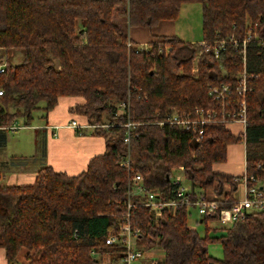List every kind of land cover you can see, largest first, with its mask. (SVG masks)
<instances>
[{
    "label": "trees",
    "instance_id": "trees-1",
    "mask_svg": "<svg viewBox=\"0 0 264 264\" xmlns=\"http://www.w3.org/2000/svg\"><path fill=\"white\" fill-rule=\"evenodd\" d=\"M184 3L201 5V40L244 38L249 22L256 38L247 41L246 116L243 134L223 124L203 127L202 136L163 121L172 109L191 111L216 103L209 88L234 84L240 69L228 45L216 58L199 42L177 35L158 36L148 50L128 37L129 27L153 28L174 21ZM122 5L114 20L116 7ZM264 0H0V128L18 119L30 125L43 104L50 110L58 96H80L71 108L84 115L94 133L104 138V154L91 159L76 177L50 167L37 171L30 186L0 187V248L8 264H99L92 252L115 249L105 239L117 231L129 191L126 158L146 189L171 196L179 167L192 192L212 188L228 208L237 190L235 178L214 172L226 161L228 144L244 142L245 175L251 186L264 177ZM129 43V44H128ZM167 49H166V48ZM21 51L13 62L12 53ZM197 57L194 74L193 61ZM124 112L118 113L120 106ZM156 112H159L156 115ZM128 122L133 125L128 128ZM128 137V142L125 138ZM1 135V139H2ZM230 186L225 194L223 186ZM134 202V199L132 200ZM132 221L146 249L159 247L161 264H264V213L233 222L221 236H203L188 227L189 211L179 207L154 226L148 209L134 205ZM216 221L204 217L201 222ZM220 245V259L209 246ZM23 261V262H22ZM156 264V263H154Z\"/></svg>",
    "mask_w": 264,
    "mask_h": 264
},
{
    "label": "built area",
    "instance_id": "built-area-1",
    "mask_svg": "<svg viewBox=\"0 0 264 264\" xmlns=\"http://www.w3.org/2000/svg\"><path fill=\"white\" fill-rule=\"evenodd\" d=\"M256 25L248 23L244 38L235 39L233 36L225 38L219 37L208 41H199L203 52L213 54L218 58L222 53L227 51L228 45L237 53L239 58L240 69L233 75V85L222 83L209 88L208 94L216 103L215 106L207 108H194L191 111H177L172 109L166 114L163 121H156L159 124L180 125L185 129L196 134L198 140L203 134V127L209 124H223L225 126L232 123H240L245 131L247 123L246 116V89L247 81L251 74L247 71V41L256 38ZM264 42V38L259 39ZM129 44V43H128ZM150 46H139L137 49L148 50ZM166 48V47H165ZM167 49V48H166ZM197 57H195L192 68L194 73L196 68ZM4 63L0 62V72L3 71ZM2 90L0 89V94ZM124 112V106H120ZM122 112V113H123ZM159 112H156L158 115ZM133 123L128 122L126 126L130 128ZM69 128H82V125L75 119L70 120L67 124ZM87 126V125H86ZM94 128L95 126L92 125ZM128 142V137L125 138ZM119 166L127 169L130 177L128 179L129 191L124 212L117 219V231L105 239V245L121 253L122 262L130 264L133 261L141 259L146 251L145 247L139 244V238L143 236L141 229L134 224L133 208L134 205L148 209L154 226H158L161 217L166 214L174 217L179 207H184L187 211L195 210L200 219L204 217H216V221L222 225L229 226L233 222L244 220L250 214L264 213V177L248 186L253 182V178H248L245 174L235 178V182L243 186V197L234 199L228 208H219V202L223 198L209 199L202 191L192 192L186 184L182 167H179L172 178L171 196L163 200L159 191L155 189H146L143 184V178L139 173H132L129 167V159L119 163ZM134 199V202L132 200ZM92 256L97 259L99 253L92 252ZM16 264V263H13Z\"/></svg>",
    "mask_w": 264,
    "mask_h": 264
},
{
    "label": "crops",
    "instance_id": "crops-1",
    "mask_svg": "<svg viewBox=\"0 0 264 264\" xmlns=\"http://www.w3.org/2000/svg\"><path fill=\"white\" fill-rule=\"evenodd\" d=\"M116 20H118V17ZM176 20L160 21L151 29L136 26L129 27L127 30L128 37L139 46H150L151 42L156 40L158 36L164 35H177L185 42H198L195 34L190 37L188 35L190 33L180 31L179 27L176 28ZM2 54L3 51L0 49V60ZM84 102L85 100L80 96H58L56 104L48 111H44L43 104H41L40 108L33 113V120L30 125H24L22 119H18L12 126L0 128V180L4 179L1 171L6 169V174L9 171L11 172L9 181L13 186L32 185L37 171L42 167H50L53 171L64 173L68 177H76L85 172L91 159L104 154L105 143L102 136L94 133V128L88 123L84 115L71 111L72 107L84 104ZM72 119L78 121L82 128H69L67 124ZM225 127L234 136L244 133L243 126L237 122ZM20 129L26 132L25 135L29 137V154L8 155L5 151L8 140L7 132H15ZM213 170L216 173L234 178L243 176L245 174L244 142L228 144L226 147V161L214 165ZM224 188L225 194L230 193L228 184H225ZM243 189L242 185L237 184V190L232 194V197L238 200L241 199ZM202 193L209 199L222 198L215 195L212 189L202 190ZM197 224H202L200 218ZM146 251H150V249ZM0 264H8L5 251L2 248H0Z\"/></svg>",
    "mask_w": 264,
    "mask_h": 264
},
{
    "label": "rangeland",
    "instance_id": "rangeland-1",
    "mask_svg": "<svg viewBox=\"0 0 264 264\" xmlns=\"http://www.w3.org/2000/svg\"><path fill=\"white\" fill-rule=\"evenodd\" d=\"M200 9H201V5L199 3L184 4V6L181 8L179 17L176 20V24H177L176 28L179 27L180 31L182 32L185 31L187 33H190L188 34L190 37L195 34L197 37L196 41L198 42L201 39V26H200L201 25V14H200L201 10ZM122 10H123L122 5L116 7V10L114 11V20L117 18L119 14L118 12H121ZM117 23L120 26H124L125 25L124 18L123 17L118 18ZM21 57H22V53L19 50L12 53V58H13L14 63L19 62L21 60ZM192 66L195 67V64H193ZM196 71L194 72V74L196 73ZM118 112L119 113L123 112L121 107L118 109ZM25 134L26 132H24L21 129L15 132H10V131L7 132L8 140H7V144L5 147V151L8 155H28L29 154V151H30L29 137L28 135H25ZM8 167L12 168L10 166ZM1 172H2V177L4 179L0 180V187H9L12 184L9 181L11 172L9 171V173L6 174L7 169L2 170ZM216 188H217V183H215L213 187L209 189H212L214 194L217 195L215 192ZM223 189H225L224 186H223ZM221 197L224 198L223 196ZM198 221H199V218L195 210L190 211V217L188 218V227L196 231L199 235H204L206 227H207L210 230L211 236L212 235L221 236L222 234H224V229H227L229 227L228 225L227 226L222 225L221 223L217 221H209L206 224L204 223L197 224ZM141 245L144 246L146 249V246L144 244H141ZM209 254L213 256L214 258H221L222 256L221 246L220 245L209 246ZM97 260L100 261L99 264H124V262H122L121 253L115 252L112 250H105V251L103 250L102 253H99ZM162 261H163L162 250L156 246L154 249H150V251H145L141 259L133 261L130 264H154V263L161 264Z\"/></svg>",
    "mask_w": 264,
    "mask_h": 264
}]
</instances>
